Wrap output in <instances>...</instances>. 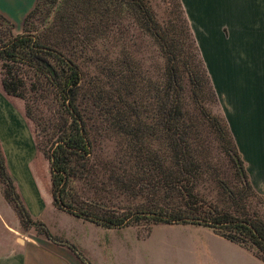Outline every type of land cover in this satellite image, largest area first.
Listing matches in <instances>:
<instances>
[{
	"label": "trees",
	"instance_id": "16d2710c",
	"mask_svg": "<svg viewBox=\"0 0 264 264\" xmlns=\"http://www.w3.org/2000/svg\"><path fill=\"white\" fill-rule=\"evenodd\" d=\"M173 2L180 22L157 20L149 0H34L19 25L0 11V88L23 100L55 207L105 227L205 225L264 261V207L250 208L253 189L223 115L208 104L217 97ZM127 25L156 43L157 72L127 44ZM0 182L21 224L56 240L26 209L1 148Z\"/></svg>",
	"mask_w": 264,
	"mask_h": 264
},
{
	"label": "crops",
	"instance_id": "0c3cea01",
	"mask_svg": "<svg viewBox=\"0 0 264 264\" xmlns=\"http://www.w3.org/2000/svg\"><path fill=\"white\" fill-rule=\"evenodd\" d=\"M179 1L246 178L264 194V0ZM33 3L0 0V11L19 25ZM4 95L0 88V148L17 191L29 214L68 238L74 250L26 236L7 242L0 264H264L205 225L160 222L139 234L135 226L103 227L55 207L27 164L34 146L28 123Z\"/></svg>",
	"mask_w": 264,
	"mask_h": 264
},
{
	"label": "rangeland",
	"instance_id": "374dc122",
	"mask_svg": "<svg viewBox=\"0 0 264 264\" xmlns=\"http://www.w3.org/2000/svg\"><path fill=\"white\" fill-rule=\"evenodd\" d=\"M149 3L151 5V8L154 11L155 17L157 20L162 21L165 19H168V22L172 23L174 22H180V14L178 13L177 9L174 7L173 0H149ZM170 19V20H169ZM127 29V30H126ZM123 37L126 38L127 44H131V49L133 50V53H138L137 55H140V57L143 59V69L150 70L153 72L158 71V65L160 64V58L158 53L159 50L156 46V43L153 42L150 38H148V35L133 29V28H125ZM5 96V95H4ZM7 101L12 105V107L15 109L16 113H19L24 116L23 113V100L19 97L12 96V95H6L5 96ZM210 108L212 111L222 114L220 110V106L218 103V100H210L208 102ZM29 130H31V123L30 121L25 118ZM32 133V132H31ZM32 135V134H31ZM18 146V144H17ZM31 156L28 160V167L32 173V176L37 180L38 182V188L41 190L42 193L47 192L48 193V163L46 158L38 151L34 150V146L31 149ZM18 162V160H17ZM7 165V164H6ZM17 165V164H16ZM223 169V173L228 177V180H226V187H230L235 189L236 188V181L234 180V176L232 175V167L230 166V163L223 161V163L220 165ZM8 168V167H7ZM16 172H19L21 174L20 167L16 166ZM9 174L12 176L15 189L17 190V179L15 178V172L13 173L12 170L7 169ZM241 177V176H240ZM242 179V177H241ZM242 182H245V176L244 180L242 179ZM208 182H205V185ZM208 186H214L212 183ZM3 184L0 182V254L5 252V246L7 242L16 243L17 241H20L23 237L31 236L32 238H48L51 239L37 227H35L32 224L28 225H22L20 218L17 214V212L14 210L12 204L8 202L4 196H3ZM253 189V188H252ZM215 190L217 192H215ZM254 196H251L250 202L251 206L250 208H258L259 210H262L264 207V194L258 193L253 189ZM217 193V194H216ZM222 189L219 187H213L210 190V195L213 197H217L220 194V199L217 198L218 202H221L222 200H225V194L222 195ZM256 195H259L258 197ZM223 198V199H222ZM32 217V216H31ZM78 217V216H77ZM81 218V217H79ZM39 219L40 218H36ZM83 219V218H82ZM84 220V219H83ZM86 220V219H85ZM92 222V221H91ZM44 223V222H43ZM94 223V222H93ZM45 224V223H44ZM96 224V223H95ZM99 225V224H97ZM131 226L137 227L139 229V234H144L147 232L150 226L148 224L139 223V224H130ZM47 227V226H46ZM105 227V226H103ZM121 227V226H120ZM49 230V229H48ZM50 232V230H49ZM51 233V232H50ZM52 234V233H51ZM54 235V234H52ZM56 236L57 243L61 244L62 247H69L67 243H70L69 239L66 238L63 235H54ZM17 237V238H16ZM70 250H74L73 248L69 247ZM76 254V253H75Z\"/></svg>",
	"mask_w": 264,
	"mask_h": 264
},
{
	"label": "water",
	"instance_id": "95a60500",
	"mask_svg": "<svg viewBox=\"0 0 264 264\" xmlns=\"http://www.w3.org/2000/svg\"><path fill=\"white\" fill-rule=\"evenodd\" d=\"M234 157H235V161H236V163H237V166H238V170H239L240 176H241V177H242V179L244 180V173H243V169H242V167H241V165H240V163H239V161H238L237 157H236V156H234Z\"/></svg>",
	"mask_w": 264,
	"mask_h": 264
}]
</instances>
